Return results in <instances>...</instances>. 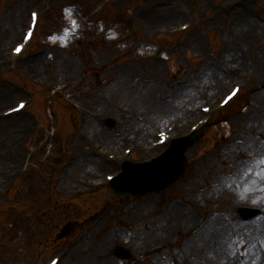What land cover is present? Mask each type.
Here are the masks:
<instances>
[{"label":"rangeland","instance_id":"1","mask_svg":"<svg viewBox=\"0 0 264 264\" xmlns=\"http://www.w3.org/2000/svg\"><path fill=\"white\" fill-rule=\"evenodd\" d=\"M32 1L0 0V60H6L8 48L19 38L27 11L37 0ZM230 2L50 0L49 7L41 11L39 27L32 47L28 49V57L31 58L32 52L43 50L48 52V56L59 55L67 60L68 68L64 72H55L56 66L52 61L33 70L30 67L21 68L24 60H19L18 68L11 72L13 69L0 63V86L11 90L13 83L21 82L32 91V88H36L30 87L26 75L46 79V74L51 73L52 82L67 85V93L76 99L81 100L84 95L83 101L88 100L84 103L91 105V101L98 97L89 90V86L95 84L93 79L100 77L104 70L112 69V74H119L117 67L121 66L124 81L119 84L120 88L128 91L124 86L129 84L139 90L146 83L149 90L143 91L145 94L141 99H133L127 94L116 95L110 105H104L101 109L96 103L101 118L106 115L118 118L114 132L108 128L102 131L105 127L103 124L97 128L98 124L95 123L93 128L95 133L106 132L115 138L129 139L138 148L133 153L132 161H145L153 152L144 149L142 144L150 142L156 130L177 118L173 114L167 116L162 123L154 125L151 136L141 139L124 132L136 122L128 117L140 118L139 114L142 116L144 111H152L159 103L170 105V102H174L173 96L178 102L183 87L195 90V98L191 95L181 102L186 119L183 122L178 119L177 130L184 134L195 120L186 111L187 108H195L199 102L209 99L217 101L228 90L230 81L240 77L229 78L227 71L239 75L238 69L244 66L243 74L251 70L258 76L263 75L264 29L256 33L251 26L237 23L236 13L242 8L231 9ZM175 3L178 6L175 8L177 17L171 18L168 12L162 18V12L166 9L169 11V7ZM248 3L243 5L250 9L246 17L264 26L258 18L264 17V0ZM64 7L67 8L66 12ZM128 7L134 8L132 14L128 12ZM191 9L195 11L196 22L190 32L171 38H150L149 34L154 29L178 26L182 22V14H187ZM146 11L151 12L148 16L150 21L146 19L140 22L138 14ZM155 11L160 13L156 14ZM129 22L136 23L133 33L131 24L124 25ZM68 25L73 33L64 30ZM96 26L100 31L94 35L92 32ZM122 35L126 38L118 43L117 38ZM48 38L55 40L53 45L44 44ZM192 38L198 41L195 47L188 46ZM132 44L136 49L142 45L141 55L133 57L130 54ZM164 46L172 51L166 53L162 61L146 69L152 59L146 58L151 50ZM133 58L137 62L129 63ZM125 62H128V66L122 68ZM30 63L35 67V63ZM135 74L141 77L136 83L130 79ZM82 75L88 77L78 85L77 79ZM104 76H109V73ZM209 76L210 89L220 87L216 93L208 92L205 87ZM172 80H180L183 84L174 85ZM197 83L200 88L196 87ZM18 90L15 100H8L2 105L0 99V112L24 98L21 89ZM255 91L245 89L222 115H215L201 139L188 150L187 170L179 183L162 195L144 198H118L108 188L95 189L88 195L75 198L72 190L80 187L78 181L88 175L85 167H79L68 183L60 184L57 181L59 163L72 156L76 145L81 142L74 132L72 116L69 118L64 105L54 106L59 122L50 144L44 141L41 128H34L30 133L34 135L28 140V137L25 138L24 129L33 107L28 109L30 114L26 112L24 116L10 120L16 122L17 128L9 134L0 130V136L5 140L0 146V264H45L55 253L61 257L60 264H245L247 259L248 264H264V218L241 223L235 214L236 207L240 205H264V115L261 114L264 103L256 98ZM37 109L38 102L33 110L42 114ZM134 109H138L139 114ZM168 111L174 113L175 110ZM40 145H51V155L48 158L37 155L34 160L39 170L30 169L23 177H16L25 150H34ZM109 147H119V152L122 150L120 140L117 145ZM89 171L91 178L97 179L102 178L104 170L97 173L96 168H91ZM251 171L256 172L253 181L243 186L242 179ZM237 178L239 183L235 182ZM253 192L257 193L254 197L251 196ZM98 216L94 228L80 246L70 249L73 243L57 236L68 222L74 223L72 233L76 230L80 232L92 218ZM220 219L229 238L224 243L226 237H223L224 248L220 246L207 253L199 243L210 236ZM204 220L209 225L206 227V224V228L198 233ZM216 243L219 244L218 241ZM116 248L129 250L131 257L121 259L115 252ZM37 251L41 254H36Z\"/></svg>","mask_w":264,"mask_h":264},{"label":"bare ground","instance_id":"2","mask_svg":"<svg viewBox=\"0 0 264 264\" xmlns=\"http://www.w3.org/2000/svg\"><path fill=\"white\" fill-rule=\"evenodd\" d=\"M176 7H178V6L175 3L172 7H169V11H167V9L164 10V12H162V15H163L162 18H164L165 15L168 14V12H169V15L171 16V18L177 17V16H175V8ZM158 13H160V12H158ZM246 15H248V14L244 10L240 11L239 14H238V16H241V19L237 20L236 22L237 23H242V26L244 24H247V25L251 26L253 30H256V33H261V30L264 29V26L260 25L259 23L255 22V21H252L249 17H246ZM142 17H143L142 20H145V18H147L146 15H143ZM248 18H249V20H248ZM13 21L15 22V19ZM9 27L12 28V26H9ZM249 31L250 30H248L247 32H249ZM193 42L198 43L197 39H193L192 40V43ZM34 61L36 63V66L40 67V66H43L44 63H46L48 61V59L41 57V58L35 59ZM50 61H51V57H50ZM52 61L55 63L56 69H57V71L59 73L66 71V69L68 68L66 66L67 65L66 61L67 60H63L60 57L58 59L55 58V57H52ZM30 67L33 68L32 65H30ZM210 78H211V76H209V80L207 82H205V87H207V90H209L208 92H214V93H216L220 87H217L218 89L217 88H211L210 89V84H208L210 82ZM220 80H222V79H220ZM135 87L136 86L131 87V88H128L127 89L128 91H125V89H120L119 93L120 94H124V95L127 94L128 96L130 95L133 99H141V97H143L144 94H145L143 91L144 90H149V87L147 85H145V84L142 85L141 86V89H139V90H135L134 89ZM241 93L242 92H240L233 100L237 99ZM15 94L16 93L14 91H11L10 89H5L3 86H0V99L2 100V103L1 104L4 105L8 100L12 99V97ZM110 95L112 96V91H110ZM191 95H193V98H195V96H196L195 90H189V91L185 92L182 95L181 99L178 100V102L176 100L170 106L169 105H165V104L162 105V106H158L157 109H156V111H155V113L152 115L151 120L148 119V120H145V121L139 123V125H138L137 129L135 130L133 136H141L142 139L148 137L149 134H150V132H151V130L153 129L154 125L155 124L162 123V121H164L163 119H165L168 116V109L175 110V114H177L181 118H184L185 117V112H184V108L181 105V102L182 101L184 102V101L188 100ZM256 98L257 99H264V92L258 94L256 96ZM169 112H172V111H169ZM185 119H183L182 122L185 121ZM262 125H264V122L262 123ZM16 128H17V124L14 121H10L9 120V121H6V122H3V123L0 124V130L5 131V133H7V134L12 133ZM114 142L116 143V140H114ZM81 153H82V151H80V153H78L77 156H78V158L80 160H78V162L71 169L70 173L68 174V176L66 178L67 181L69 180L68 178L71 175L76 174L78 172L79 167H80V162L91 163L93 161L91 158H88L84 154H81ZM254 174H256L255 171L248 172V174H247L248 177L246 178V176H247L246 175L245 178L242 179L241 184L243 186H245L246 184L251 183L253 181ZM238 179L239 178H237L235 180L236 183H239L238 182L239 181ZM222 222L223 221H221V219H220V221H218L217 224H215V226H214V228H213L210 236L207 237L205 239V241H203V242L201 241L199 243L201 249L205 250L207 253H210V251H212L213 249H219L220 246L222 248H224L223 237H226V240H224V243L229 238V237L226 236L227 235L226 234V228L221 224ZM218 223H220L221 225H218ZM208 225L209 224H207L206 227ZM206 227H204V229ZM217 241L219 242L218 245L216 243ZM216 246H218V247L216 248ZM253 251L254 250H252V252ZM248 253H250V252H248ZM247 261H248V259L245 261V264H248Z\"/></svg>","mask_w":264,"mask_h":264}]
</instances>
